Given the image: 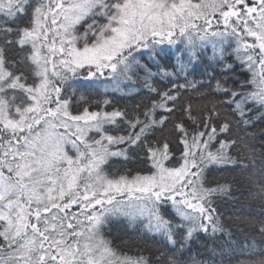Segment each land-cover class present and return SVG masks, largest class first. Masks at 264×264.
I'll list each match as a JSON object with an SVG mask.
<instances>
[{"label":"snow or ice","instance_id":"snow-or-ice-1","mask_svg":"<svg viewBox=\"0 0 264 264\" xmlns=\"http://www.w3.org/2000/svg\"><path fill=\"white\" fill-rule=\"evenodd\" d=\"M258 125L264 0H0V264H264Z\"/></svg>","mask_w":264,"mask_h":264},{"label":"trees","instance_id":"trees-1","mask_svg":"<svg viewBox=\"0 0 264 264\" xmlns=\"http://www.w3.org/2000/svg\"><path fill=\"white\" fill-rule=\"evenodd\" d=\"M261 127H264V125H258L255 131L257 132V135L259 136V129ZM259 146V145H258ZM243 211L244 212H251L253 214H259L261 211V208L257 204V202H248L246 205H242ZM221 211L224 212V219L225 222L229 225L233 224V221L228 219V217L232 214L230 211L226 209H221ZM126 223V222H122ZM115 231V229H114ZM128 232H133L132 229H127ZM239 240H243L244 236L241 235L238 237ZM257 241H259V237H256ZM220 241H217L219 243ZM208 246L209 248L215 247V244H213L211 241H208L206 238H201L197 243L193 245V255H196L197 253H201V258L206 259L208 256V253L204 252L205 246Z\"/></svg>","mask_w":264,"mask_h":264}]
</instances>
